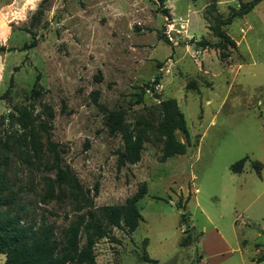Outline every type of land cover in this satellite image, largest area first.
<instances>
[{"label": "rangeland", "instance_id": "obj_1", "mask_svg": "<svg viewBox=\"0 0 264 264\" xmlns=\"http://www.w3.org/2000/svg\"><path fill=\"white\" fill-rule=\"evenodd\" d=\"M214 1L223 17L239 6V0H0V45L12 48L0 52L6 53L0 137L21 132L8 115L26 108L37 122L48 105L54 117L48 134H40L42 162L53 163L47 145L55 142L60 167L75 175L95 207L123 203L146 184L137 201L143 219L131 232L112 227L118 242L99 239L95 264H264L256 261L264 255V0L223 27L237 46L223 60L199 43L219 40L209 29ZM95 91L106 109H124L131 127L156 124L159 102L175 99L190 138L186 152L160 162V144L148 141L138 162L119 167L123 143L108 132ZM175 134L185 141L180 130ZM10 142L11 188L22 183L19 200L31 221L43 215L58 233L77 212L68 197L40 201L41 176L55 177L57 169L23 163ZM243 157L242 171H231ZM62 188L69 194V186ZM146 255L157 262L141 260Z\"/></svg>", "mask_w": 264, "mask_h": 264}, {"label": "trees", "instance_id": "obj_2", "mask_svg": "<svg viewBox=\"0 0 264 264\" xmlns=\"http://www.w3.org/2000/svg\"><path fill=\"white\" fill-rule=\"evenodd\" d=\"M163 5L165 0H155ZM260 0H239V6L229 7L226 17L216 11L215 1L210 4V10L216 11L213 24L209 25L210 31L218 37V41L210 44L201 39L199 43L203 48H215L219 59L230 56L236 49L235 40L223 28L231 23L234 18L243 17L250 12ZM167 14L166 8L162 10ZM35 45L32 40L24 44L20 50H25ZM12 48L0 45V52L10 51ZM160 67V64H158ZM160 78L156 76L154 81ZM12 78L10 77V84ZM39 74L36 75L31 87V94H40ZM8 93L6 89L1 98ZM97 92L93 94L96 105L104 108L108 132L112 135L119 134L123 143V150L118 152L117 164L124 166L126 163H136L145 142L151 141L160 144L159 161L163 162L168 157L176 154H184L186 147L190 145V138L186 128L185 119L173 98L159 102L160 118L156 124L144 120L136 122L132 127L126 123V111L122 108L108 110L102 104L96 102ZM54 112L51 107L44 105V117L34 122V117L26 108L19 110L16 116L8 115L21 129L20 133L11 130L3 131L0 137V254L5 256L2 264H95L94 246L101 238L118 242L111 233L112 227H125L133 231L143 219L137 206V201L147 192L146 184L141 186L120 204H108L95 207L92 197L84 192L74 174L60 167V153L57 144L48 141L47 149L52 154L53 163L48 165L42 162L43 144L40 134H48L51 129V121ZM2 124V122H1ZM180 130L184 134L185 141L176 138L175 131ZM11 140L16 143L17 151L23 163L57 169L55 177L41 176L42 196L41 203L47 204L52 200L68 197L77 212L65 227L56 233L55 226L46 221L42 215L39 221H31L28 216L27 206L19 200L25 188L20 183L16 190L11 188L8 182L6 170L10 165ZM247 157H243L231 165V171L241 172ZM257 171L262 164L259 161L252 162ZM71 188L69 194L62 187ZM96 193V190H95ZM66 218L68 215L65 216ZM83 239V242L81 240ZM183 244L189 240L184 238ZM264 259L259 256L256 261ZM145 262H157L148 255L141 257Z\"/></svg>", "mask_w": 264, "mask_h": 264}, {"label": "crops", "instance_id": "obj_3", "mask_svg": "<svg viewBox=\"0 0 264 264\" xmlns=\"http://www.w3.org/2000/svg\"><path fill=\"white\" fill-rule=\"evenodd\" d=\"M6 53H4L3 55H0V83L4 80L5 76H4V72H5V63H4V55ZM3 255V254H2ZM5 258V256H4Z\"/></svg>", "mask_w": 264, "mask_h": 264}, {"label": "water", "instance_id": "obj_4", "mask_svg": "<svg viewBox=\"0 0 264 264\" xmlns=\"http://www.w3.org/2000/svg\"><path fill=\"white\" fill-rule=\"evenodd\" d=\"M159 96H158V94H154V98H158Z\"/></svg>", "mask_w": 264, "mask_h": 264}]
</instances>
